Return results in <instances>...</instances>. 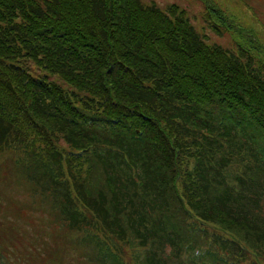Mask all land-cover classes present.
Listing matches in <instances>:
<instances>
[{
	"label": "trees",
	"instance_id": "1",
	"mask_svg": "<svg viewBox=\"0 0 264 264\" xmlns=\"http://www.w3.org/2000/svg\"><path fill=\"white\" fill-rule=\"evenodd\" d=\"M197 1L231 47L177 5L0 0V156L84 263L264 264V45Z\"/></svg>",
	"mask_w": 264,
	"mask_h": 264
},
{
	"label": "rangeland",
	"instance_id": "2",
	"mask_svg": "<svg viewBox=\"0 0 264 264\" xmlns=\"http://www.w3.org/2000/svg\"><path fill=\"white\" fill-rule=\"evenodd\" d=\"M160 9L177 5L193 25L210 35L212 43L231 47L228 35L215 36L204 22V8L197 0H142ZM236 27L250 33L264 45V0H211ZM230 36V35H229ZM7 157H5L6 159ZM27 183L0 156V250L2 264H88L74 250L76 236L63 237L54 223L50 207L31 195ZM53 253H57L51 258ZM137 251H132V256ZM4 256V259L2 257ZM125 264L136 261L123 257Z\"/></svg>",
	"mask_w": 264,
	"mask_h": 264
}]
</instances>
